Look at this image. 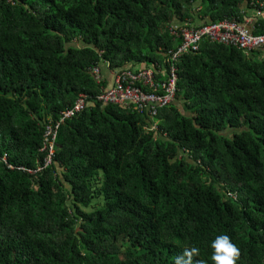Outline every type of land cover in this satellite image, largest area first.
I'll return each mask as SVG.
<instances>
[{"label": "trees", "instance_id": "1", "mask_svg": "<svg viewBox=\"0 0 264 264\" xmlns=\"http://www.w3.org/2000/svg\"><path fill=\"white\" fill-rule=\"evenodd\" d=\"M256 1L0 0V264H175L190 246L212 264L220 233L237 264H264V61L205 44L156 119L87 103L48 167L43 149L50 119L107 87L103 67L162 64L198 2L218 22Z\"/></svg>", "mask_w": 264, "mask_h": 264}, {"label": "built area", "instance_id": "2", "mask_svg": "<svg viewBox=\"0 0 264 264\" xmlns=\"http://www.w3.org/2000/svg\"><path fill=\"white\" fill-rule=\"evenodd\" d=\"M257 5L260 6L257 7ZM253 8L257 11L255 16L253 18L244 16V21L233 16L201 25H192L190 22L175 23L170 32L172 36L178 37L181 43L175 51L167 52L166 59L162 63V66L169 68L165 77L162 76L163 67L158 63L149 66L143 64L136 69L111 70V88L102 87L95 99L87 94H80L73 109L62 112L59 120L50 119L46 123L43 149L48 153V157L45 167L52 163L55 156L61 125L73 118L76 113L83 111L87 103L103 106L119 105L123 109L136 111L149 116L150 119H156L162 109L169 107L177 100L181 58L190 53L197 54L204 44H219L235 48L246 57L254 56L264 61V34L254 33L255 22L263 14L264 2L257 0L253 3ZM99 68L100 66H95L90 69L97 84L102 81ZM155 128V126L152 127V129Z\"/></svg>", "mask_w": 264, "mask_h": 264}, {"label": "clouds", "instance_id": "3", "mask_svg": "<svg viewBox=\"0 0 264 264\" xmlns=\"http://www.w3.org/2000/svg\"><path fill=\"white\" fill-rule=\"evenodd\" d=\"M195 6L198 9V14H200L199 8H198L199 2ZM262 11H263V9H262ZM263 15H264V12H263L262 16ZM257 18L258 17H256V19ZM175 23H183V22L176 20L174 22V24ZM202 47L203 46H201V48ZM167 52L168 51L164 52L165 55H167ZM154 126L156 128L153 130H156L157 129V123H155ZM209 247L211 249V255H210L209 259L212 261V264H237V260L239 257V249L231 241L229 235L224 234V233H220L218 235H215L214 238L209 242ZM198 254H199V249L195 246H190L188 248H185L183 253L175 259V264H206V262L202 259L194 262L193 257L197 256Z\"/></svg>", "mask_w": 264, "mask_h": 264}, {"label": "crops", "instance_id": "4", "mask_svg": "<svg viewBox=\"0 0 264 264\" xmlns=\"http://www.w3.org/2000/svg\"><path fill=\"white\" fill-rule=\"evenodd\" d=\"M195 8H196V11L194 12V15H193V18L195 19V21L194 20H192V22H190V21H185V22H183V23H192V25H201V24H203V23H205V24H208V23H210V22H212V21H210V19H208L206 16H203V15H201V14H198V9H197V7L195 6ZM257 13V11H256V9H254V8H247L246 6L245 7H243L242 8V12H241V15H244L245 17H248V18H253L254 16H255V14ZM238 17V16H236V15H230V17ZM239 19H241L242 21H244V19L243 18H240L239 17ZM256 21V20H255ZM254 21V22H255ZM257 23H258V20L255 22V26L257 25ZM171 36V38H172V40H173V42L175 43V46L173 47V48H169L168 49V52H172V51H175L177 48H178V46L180 45V43H181V40L178 38V37H175V36H172V35H170ZM163 56H164V60L166 59V55H165V53H163ZM245 57V59L246 60H248V61H253V60H258L256 57L254 58V56H252V57H246V56H244ZM163 64H161V66H162ZM163 67V77H165L166 76V72L168 73L169 72V68H166V67H164V66H162ZM103 70H104V73H103V76H104V78L106 79V80H108V84H107V87L106 88H111V86H112V76H111V71H107V70H105V67H103ZM180 105V104H179Z\"/></svg>", "mask_w": 264, "mask_h": 264}, {"label": "rangeland", "instance_id": "5", "mask_svg": "<svg viewBox=\"0 0 264 264\" xmlns=\"http://www.w3.org/2000/svg\"><path fill=\"white\" fill-rule=\"evenodd\" d=\"M78 46H82L83 44L82 43H77ZM180 107H181V104H180Z\"/></svg>", "mask_w": 264, "mask_h": 264}]
</instances>
